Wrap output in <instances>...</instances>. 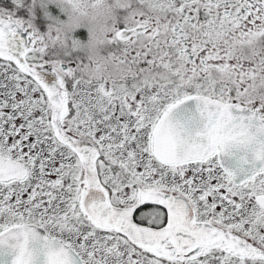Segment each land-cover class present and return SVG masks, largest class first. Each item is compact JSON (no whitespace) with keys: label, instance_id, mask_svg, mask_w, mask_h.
I'll list each match as a JSON object with an SVG mask.
<instances>
[{"label":"snow or ice","instance_id":"1","mask_svg":"<svg viewBox=\"0 0 264 264\" xmlns=\"http://www.w3.org/2000/svg\"><path fill=\"white\" fill-rule=\"evenodd\" d=\"M146 2L127 0L106 42L122 77L91 78L82 58L52 86L42 38L0 15L11 264L29 234L33 264L49 247L68 264H264V0Z\"/></svg>","mask_w":264,"mask_h":264},{"label":"clouds","instance_id":"2","mask_svg":"<svg viewBox=\"0 0 264 264\" xmlns=\"http://www.w3.org/2000/svg\"><path fill=\"white\" fill-rule=\"evenodd\" d=\"M127 0H59V7L66 15L60 25L61 36L71 34L81 28L88 33V39L82 42V50L91 63L87 66V74L94 79L117 80L127 71V66L117 64L105 54L107 40L113 25L125 9ZM163 0H147L145 7L159 12ZM32 237L21 236L15 247L14 259L20 264H33L38 253L31 245ZM48 264H68L69 254L65 249L49 247L44 253Z\"/></svg>","mask_w":264,"mask_h":264},{"label":"rangeland","instance_id":"3","mask_svg":"<svg viewBox=\"0 0 264 264\" xmlns=\"http://www.w3.org/2000/svg\"><path fill=\"white\" fill-rule=\"evenodd\" d=\"M0 12L25 17L29 28L42 38V57L46 55L47 58H53L62 48L64 51L73 49L83 52L82 42L77 36L88 35L85 29L81 28L64 36L60 34L59 28L66 20V15L59 7V0H9L7 7H0ZM63 56L68 57L69 53L66 52Z\"/></svg>","mask_w":264,"mask_h":264},{"label":"flooded vegetation","instance_id":"4","mask_svg":"<svg viewBox=\"0 0 264 264\" xmlns=\"http://www.w3.org/2000/svg\"><path fill=\"white\" fill-rule=\"evenodd\" d=\"M0 15H7V16H11L14 20H19L23 23L24 25V29H21L20 32L23 33L27 39L26 43L29 41L28 38H30L28 33H32L35 36H38L36 33H34L28 26V24L25 21V17L24 16H17V15H11L5 12H0ZM119 19V18H118ZM117 19V20H118ZM26 29V30H25ZM78 39H80V42H84L88 39V35H78L77 36ZM66 52L69 53L68 57H64V53L66 54ZM45 55V54H43ZM68 55V54H67ZM42 58H44L43 63H42V67L40 69V71H44V70H48L52 72V75L50 76L51 78H56L57 79V73L54 71V67L59 64L61 66L63 65H68L69 67H71V65L73 64V62H76V67L79 68L80 64L79 61L82 58H86L84 52H79V51H75L73 49L70 50H66L64 51V49L62 48V50H59V53L57 56L53 57V58H47L46 55L43 56ZM0 63H3L2 58H0ZM14 65V62H13ZM73 71H75V69H73Z\"/></svg>","mask_w":264,"mask_h":264},{"label":"water","instance_id":"5","mask_svg":"<svg viewBox=\"0 0 264 264\" xmlns=\"http://www.w3.org/2000/svg\"><path fill=\"white\" fill-rule=\"evenodd\" d=\"M19 34L21 36H23L24 42L26 43L27 39H26L25 35L21 32H19ZM28 40H30V38H28ZM17 50L19 51L22 49H20L18 46ZM40 75L43 77L44 81L49 84V86H52L53 84H55V82L57 80L56 78L50 77L52 75V72L48 71V70L40 71ZM196 103H197L196 101H187V102H185V105L189 109L195 111ZM225 163L228 165H233L234 161L231 158H228L225 160ZM42 259H43V257L41 256L39 258V260H42ZM0 264H11V254L8 253L6 250H0ZM38 264H39V261H38Z\"/></svg>","mask_w":264,"mask_h":264}]
</instances>
